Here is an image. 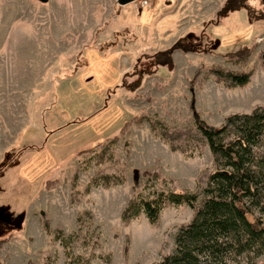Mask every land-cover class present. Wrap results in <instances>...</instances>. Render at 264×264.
I'll return each instance as SVG.
<instances>
[{
    "label": "rangeland",
    "instance_id": "obj_1",
    "mask_svg": "<svg viewBox=\"0 0 264 264\" xmlns=\"http://www.w3.org/2000/svg\"><path fill=\"white\" fill-rule=\"evenodd\" d=\"M229 1L0 0V167L15 149L0 175V209L11 215L0 216V264H158L172 254L192 209L167 208L155 226L145 215L125 224L121 214L136 182L141 195L200 192L213 158L208 147L193 157L173 152L132 120L189 131L194 111L220 127L264 107V0H247L253 20L246 9L220 17ZM181 40L199 50L174 52L173 69L157 66L155 56ZM243 46L253 51L245 66L229 58ZM211 68L249 71L251 83L227 88ZM100 142L111 150L103 164L102 148L80 154ZM146 172L160 182L144 180ZM100 174L125 183L91 186ZM84 212L91 217L79 223Z\"/></svg>",
    "mask_w": 264,
    "mask_h": 264
},
{
    "label": "trees",
    "instance_id": "obj_2",
    "mask_svg": "<svg viewBox=\"0 0 264 264\" xmlns=\"http://www.w3.org/2000/svg\"><path fill=\"white\" fill-rule=\"evenodd\" d=\"M246 2L230 0L219 16L246 9L252 20L258 17L257 11ZM198 50L191 43L181 40L168 51L156 55L154 62L157 66L173 69L174 52ZM252 52V49L243 46L230 53L229 58L237 65L245 66ZM209 71L218 84L227 88H245L251 83L252 73L249 71L223 68H211ZM139 86L137 83L131 88L136 90ZM132 122H147L152 132L173 152H181L187 157H193L199 149L208 147L215 166L208 174L204 187L197 193L152 188L149 194L141 195L137 194L139 184L136 182L134 185L136 194L121 214L125 224L145 215L155 226L162 212L170 207L185 206L194 212L192 220L179 229L172 254L166 255L158 264H259V259L264 257V107H256L249 114L229 116L220 127L209 125L194 111V130L189 131L171 129L164 121L147 116L136 117ZM116 140L108 143L114 144ZM100 148L102 150L96 155V160L98 164H103L111 158V150L110 146L101 142L96 144L95 149L80 154H91ZM11 150L6 155L8 161L0 167V175L10 166L15 149ZM143 178L160 182V176L155 173L146 172ZM124 183L121 176L100 174L93 177L91 186L110 189ZM1 214L11 218L3 209H0ZM84 217L91 215L81 213L78 222L81 223ZM43 224L45 231L51 233L50 221L45 216ZM59 233L57 239L69 248L71 238ZM68 264H75L74 259Z\"/></svg>",
    "mask_w": 264,
    "mask_h": 264
},
{
    "label": "water",
    "instance_id": "obj_3",
    "mask_svg": "<svg viewBox=\"0 0 264 264\" xmlns=\"http://www.w3.org/2000/svg\"><path fill=\"white\" fill-rule=\"evenodd\" d=\"M42 4H48L50 0H38ZM138 0H118V4L122 7L127 6L129 4L135 3Z\"/></svg>",
    "mask_w": 264,
    "mask_h": 264
}]
</instances>
